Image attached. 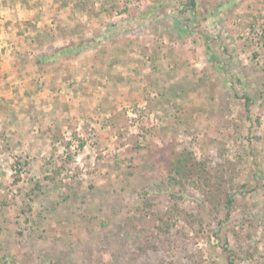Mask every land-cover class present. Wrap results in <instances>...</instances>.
Here are the masks:
<instances>
[{
	"label": "rangeland",
	"instance_id": "1",
	"mask_svg": "<svg viewBox=\"0 0 264 264\" xmlns=\"http://www.w3.org/2000/svg\"><path fill=\"white\" fill-rule=\"evenodd\" d=\"M188 4L0 0V264H264V0Z\"/></svg>",
	"mask_w": 264,
	"mask_h": 264
},
{
	"label": "trees",
	"instance_id": "2",
	"mask_svg": "<svg viewBox=\"0 0 264 264\" xmlns=\"http://www.w3.org/2000/svg\"><path fill=\"white\" fill-rule=\"evenodd\" d=\"M194 5H195V0H189V4H188V6L189 7H191V8H193L194 7ZM249 98H247V100H248ZM247 108H248V106H247ZM232 200H228V202L230 203Z\"/></svg>",
	"mask_w": 264,
	"mask_h": 264
}]
</instances>
